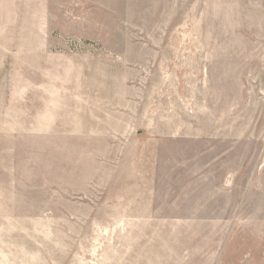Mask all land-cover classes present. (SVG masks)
<instances>
[{
  "label": "rangeland",
  "instance_id": "obj_1",
  "mask_svg": "<svg viewBox=\"0 0 264 264\" xmlns=\"http://www.w3.org/2000/svg\"><path fill=\"white\" fill-rule=\"evenodd\" d=\"M0 264H264V0H0Z\"/></svg>",
  "mask_w": 264,
  "mask_h": 264
}]
</instances>
